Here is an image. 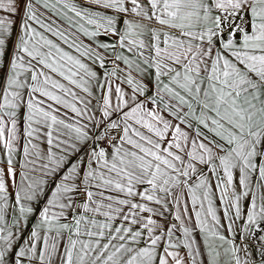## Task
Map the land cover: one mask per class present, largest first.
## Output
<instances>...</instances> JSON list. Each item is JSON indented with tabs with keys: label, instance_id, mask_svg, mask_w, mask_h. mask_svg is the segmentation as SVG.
I'll return each mask as SVG.
<instances>
[{
	"label": "snow or ice",
	"instance_id": "1",
	"mask_svg": "<svg viewBox=\"0 0 264 264\" xmlns=\"http://www.w3.org/2000/svg\"><path fill=\"white\" fill-rule=\"evenodd\" d=\"M0 264H264V0H0Z\"/></svg>",
	"mask_w": 264,
	"mask_h": 264
}]
</instances>
